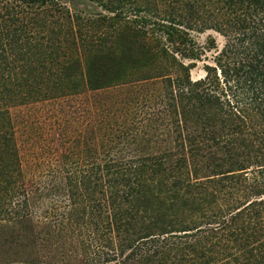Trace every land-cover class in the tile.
Returning a JSON list of instances; mask_svg holds the SVG:
<instances>
[{
    "label": "rangeland",
    "instance_id": "obj_1",
    "mask_svg": "<svg viewBox=\"0 0 264 264\" xmlns=\"http://www.w3.org/2000/svg\"><path fill=\"white\" fill-rule=\"evenodd\" d=\"M48 1L0 0V264H106L95 241L114 242L103 166L137 149L161 153L175 139L167 117V78L175 70L159 58L131 79L88 87L77 79L85 75L87 43L114 38L117 30L98 22L112 14L91 0ZM172 5L136 0L125 13L167 49L160 24L167 25ZM212 19L186 27L202 51L193 80L217 66L227 43L208 29ZM94 69L108 72L100 63ZM234 91L239 104L247 101L246 89Z\"/></svg>",
    "mask_w": 264,
    "mask_h": 264
},
{
    "label": "trees",
    "instance_id": "obj_2",
    "mask_svg": "<svg viewBox=\"0 0 264 264\" xmlns=\"http://www.w3.org/2000/svg\"><path fill=\"white\" fill-rule=\"evenodd\" d=\"M91 1L112 14L98 22L117 31L113 39L87 43L79 82L104 88L159 58L175 70L167 78L175 139L161 153L137 149L103 166L114 242L106 246L95 238L98 256L106 264H264V0H172L167 25L160 24L167 49L128 19L125 8L136 0ZM210 17L215 23L208 29L224 33L227 43L217 66L193 80L202 51L186 27ZM95 63L108 72L97 76ZM236 89H246V102L234 99Z\"/></svg>",
    "mask_w": 264,
    "mask_h": 264
}]
</instances>
